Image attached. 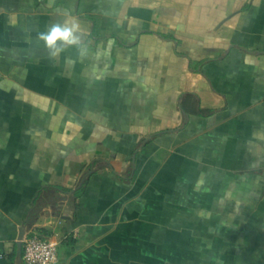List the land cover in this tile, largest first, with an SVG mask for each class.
I'll return each mask as SVG.
<instances>
[{
  "label": "crops",
  "instance_id": "0c3cea01",
  "mask_svg": "<svg viewBox=\"0 0 264 264\" xmlns=\"http://www.w3.org/2000/svg\"><path fill=\"white\" fill-rule=\"evenodd\" d=\"M28 230L59 264H264V0H0V264Z\"/></svg>",
  "mask_w": 264,
  "mask_h": 264
},
{
  "label": "built area",
  "instance_id": "2783aa9c",
  "mask_svg": "<svg viewBox=\"0 0 264 264\" xmlns=\"http://www.w3.org/2000/svg\"><path fill=\"white\" fill-rule=\"evenodd\" d=\"M58 239L54 235L28 230L21 239L24 264H59Z\"/></svg>",
  "mask_w": 264,
  "mask_h": 264
},
{
  "label": "clouds",
  "instance_id": "9594fccd",
  "mask_svg": "<svg viewBox=\"0 0 264 264\" xmlns=\"http://www.w3.org/2000/svg\"><path fill=\"white\" fill-rule=\"evenodd\" d=\"M78 25L72 23L70 26L53 25L47 34H40V38L43 39L48 47H54L55 42L59 39L67 44H73L77 41V37L74 33L77 31ZM59 51V49H56Z\"/></svg>",
  "mask_w": 264,
  "mask_h": 264
},
{
  "label": "trees",
  "instance_id": "16d2710c",
  "mask_svg": "<svg viewBox=\"0 0 264 264\" xmlns=\"http://www.w3.org/2000/svg\"><path fill=\"white\" fill-rule=\"evenodd\" d=\"M37 213H38V208L34 207L33 210H32V217L35 218Z\"/></svg>",
  "mask_w": 264,
  "mask_h": 264
},
{
  "label": "water",
  "instance_id": "95a60500",
  "mask_svg": "<svg viewBox=\"0 0 264 264\" xmlns=\"http://www.w3.org/2000/svg\"><path fill=\"white\" fill-rule=\"evenodd\" d=\"M17 248H18V254L21 256V249H22V244L21 241L17 243Z\"/></svg>",
  "mask_w": 264,
  "mask_h": 264
}]
</instances>
